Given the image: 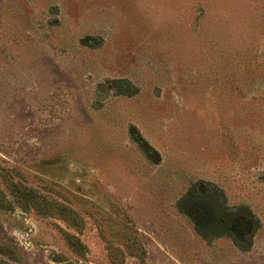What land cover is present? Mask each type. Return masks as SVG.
I'll list each match as a JSON object with an SVG mask.
<instances>
[{"label": "rangeland", "instance_id": "obj_1", "mask_svg": "<svg viewBox=\"0 0 264 264\" xmlns=\"http://www.w3.org/2000/svg\"><path fill=\"white\" fill-rule=\"evenodd\" d=\"M0 204V264H264V0H0Z\"/></svg>", "mask_w": 264, "mask_h": 264}, {"label": "trees", "instance_id": "obj_2", "mask_svg": "<svg viewBox=\"0 0 264 264\" xmlns=\"http://www.w3.org/2000/svg\"><path fill=\"white\" fill-rule=\"evenodd\" d=\"M14 190H16V192H23L21 191V187L18 185H14ZM25 190V189H23ZM27 190V191H26ZM26 194L23 195V198L21 199L23 202H25L28 206H30L31 204H35V199L34 196L32 194L33 191L32 189H26ZM208 201H207V205H206V212L208 213V216L206 217V221H207V227L203 230L200 228H197V233L204 239H208L210 237H223V236H229V237H234V229H233V222L236 219L237 215L234 214L233 212L229 211L228 209H223V207L221 205H219L216 200H214V196H208ZM186 200H188L190 202V204H194L196 203L194 201L195 199V195H194V191L188 193V195L185 198ZM5 203L9 202V201H4ZM61 208H58L59 214L60 216H62V219L64 221H66L69 225H72L75 227V229L80 232L81 231V226L76 217L72 216V215H68L69 214H74L72 211H69L66 209L65 206L60 205ZM0 207H3V205L0 204ZM225 211L224 213H222L221 211ZM229 211V212H228ZM77 220V221H76ZM251 235V233H250ZM75 238H70L69 242L71 244L72 247L77 248L79 245L75 242ZM236 242V245L238 246V248L241 251H248L251 248V244L252 243H248L246 245L240 243V241L238 239H234ZM138 250L140 251V259L142 260V263L140 264H146L145 263V259H146V250L144 249V247L142 245H138ZM8 251L5 248H1L0 247V253L2 255L7 256Z\"/></svg>", "mask_w": 264, "mask_h": 264}]
</instances>
